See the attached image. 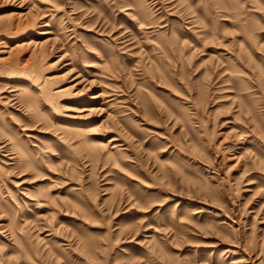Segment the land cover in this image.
Here are the masks:
<instances>
[{
    "label": "rangeland",
    "instance_id": "1",
    "mask_svg": "<svg viewBox=\"0 0 264 264\" xmlns=\"http://www.w3.org/2000/svg\"><path fill=\"white\" fill-rule=\"evenodd\" d=\"M0 264H264V0H0Z\"/></svg>",
    "mask_w": 264,
    "mask_h": 264
},
{
    "label": "bare ground",
    "instance_id": "2",
    "mask_svg": "<svg viewBox=\"0 0 264 264\" xmlns=\"http://www.w3.org/2000/svg\"><path fill=\"white\" fill-rule=\"evenodd\" d=\"M96 96H93L92 98H95Z\"/></svg>",
    "mask_w": 264,
    "mask_h": 264
}]
</instances>
